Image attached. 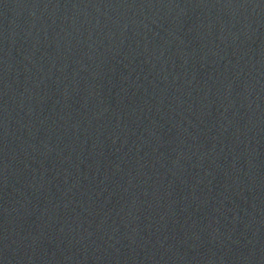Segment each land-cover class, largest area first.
I'll return each mask as SVG.
<instances>
[{
	"label": "water",
	"instance_id": "1",
	"mask_svg": "<svg viewBox=\"0 0 264 264\" xmlns=\"http://www.w3.org/2000/svg\"><path fill=\"white\" fill-rule=\"evenodd\" d=\"M0 264H264V0H0Z\"/></svg>",
	"mask_w": 264,
	"mask_h": 264
}]
</instances>
